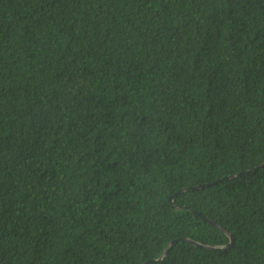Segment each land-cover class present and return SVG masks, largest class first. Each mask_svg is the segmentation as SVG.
Instances as JSON below:
<instances>
[{
	"label": "trees",
	"instance_id": "16d2710c",
	"mask_svg": "<svg viewBox=\"0 0 264 264\" xmlns=\"http://www.w3.org/2000/svg\"><path fill=\"white\" fill-rule=\"evenodd\" d=\"M0 264H264V0H0Z\"/></svg>",
	"mask_w": 264,
	"mask_h": 264
},
{
	"label": "water",
	"instance_id": "95a60500",
	"mask_svg": "<svg viewBox=\"0 0 264 264\" xmlns=\"http://www.w3.org/2000/svg\"><path fill=\"white\" fill-rule=\"evenodd\" d=\"M239 176H241L240 173H239V174H236V175H233V176H229V177H239ZM195 187L198 188V187H200V186H195ZM195 187H192V188H195ZM186 189H191V188L181 189V190H179L178 192H180V191H182V190H186ZM168 200H169V202L172 203V199H171V198H169ZM171 206H172L173 208H175L174 205H171ZM183 208H187V207L183 206ZM203 220L206 221V222H208L209 224L215 226L216 228H218V229L221 230L222 232H224V233L230 238V243H229L228 245H225V246H221V247H219V246H209V245H204V244L199 243V242H197V241H194V240H192V239H185V238H183V239H184V240H187L188 242L192 243V244L195 245V246L203 247V248H206V249H212V250H225L228 246H232V243H233V236L228 232V230H226L224 227H222L221 225H219L218 223H216V222H214V221H212V220L206 219V218H204V217H203ZM174 242H175V241H172L170 245H172ZM164 254H166V250H164V252H163V254H162V257H163Z\"/></svg>",
	"mask_w": 264,
	"mask_h": 264
}]
</instances>
